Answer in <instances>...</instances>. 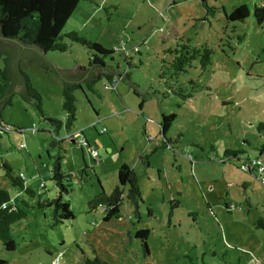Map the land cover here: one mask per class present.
<instances>
[{
    "label": "rangeland",
    "instance_id": "1",
    "mask_svg": "<svg viewBox=\"0 0 264 264\" xmlns=\"http://www.w3.org/2000/svg\"><path fill=\"white\" fill-rule=\"evenodd\" d=\"M261 2H78L62 33L76 31L112 50V61H106L121 74L128 72L143 94L124 80L111 85L104 78L93 91L85 86L74 91L70 130L79 136L75 143L62 142L61 163L70 174L62 199L73 218L57 223L51 207L36 205L57 195L50 173L57 152L50 130L56 127L18 95L0 110L4 123L20 129L0 130V187L8 190L10 204L25 213L11 225L14 250L5 251L0 244L5 264H83L84 258L108 264H264V231L254 226L264 213V184L240 170L242 160L225 156L230 148L242 149L241 158L264 159V128L257 127L264 123V20L258 24L253 16V7ZM203 4L217 10L205 15ZM240 4L249 15L242 22H227L224 14ZM177 36L213 50L206 69L195 60L180 74L184 89L190 90L188 79L207 88L194 87L186 100L163 96L158 79L164 50ZM66 43L65 51L45 57L59 68H87L91 52ZM19 65L40 94L43 110L64 124L58 73H45L24 60ZM170 113L175 118L165 140L159 120ZM65 131L62 125L58 135L64 137ZM4 162L25 179L34 196L10 186ZM122 164L139 176L140 202L136 207L124 192L118 213L105 220L103 207H91L89 201L101 190L112 192ZM141 228L148 229V254L135 235Z\"/></svg>",
    "mask_w": 264,
    "mask_h": 264
},
{
    "label": "trees",
    "instance_id": "2",
    "mask_svg": "<svg viewBox=\"0 0 264 264\" xmlns=\"http://www.w3.org/2000/svg\"><path fill=\"white\" fill-rule=\"evenodd\" d=\"M79 1L0 0V60L2 61L0 67V110L5 106H11L13 96L18 95L24 102L32 103L42 117L50 122V126L56 127L57 130L53 131L56 134L59 133L58 129L62 125L66 130L63 135L72 132L70 128L75 120V90H83V86H85L88 90L93 91L94 84L103 78L111 85L118 80L129 81L128 72L121 74L118 67H113L106 61L107 57H109L110 62L112 61V50L103 48L97 42L85 39L76 31L62 33L65 22L69 19ZM203 8L206 12L205 15H213L217 10V8L206 4H203ZM248 15L249 9L245 4L237 5L229 13L224 14L227 22H242ZM253 16L258 24L263 22L264 3L253 7ZM66 40L76 42L91 52L87 68L82 69L81 72L68 73L54 69L51 62L45 57L46 53L50 51H65L67 49ZM173 40V44L164 50V57L160 60L158 79L164 89L163 96L174 94L182 100H186L192 96L194 87L200 90L207 88L197 85L192 79H188L187 83L190 90L184 89L182 87L184 84L179 81L180 74L186 73L195 60L198 61L201 69H206L208 65L212 64L213 50L205 45H192L189 40L184 39L182 36H177ZM23 60L35 63L45 73L57 70L56 72L61 76L60 94L62 97L61 108L65 113L64 124L49 116L43 110L40 94L32 87L27 74L20 68L19 64ZM144 100L142 99L139 103L140 107ZM174 118L173 113L161 115L159 127L164 139ZM257 127L264 128V123H259ZM6 128L14 132H20L18 127L4 123L0 112V130ZM65 140L57 141L53 139L51 143L57 150L56 154L52 156L50 166L51 180L57 188V195L46 201L39 199L36 204L39 208L43 206L51 207L52 218L55 223L73 218L69 204L62 199V196L68 192L66 183L70 179V174L65 173L61 166L65 152L62 142ZM76 140L74 139L72 142L75 143ZM242 152H244L242 149L227 148L225 156L229 159L231 157L237 158ZM146 165H148V162ZM3 171L4 177L7 178L10 186L19 187L30 196L35 195L34 191L25 185V179L14 174L12 168L6 162L3 163ZM138 178L139 176L134 168L122 164L117 170V184L112 192L107 195L101 190L89 201V205L91 207L102 206L105 211L104 219L107 220L118 213V206L121 205L123 194L126 192V199L137 207L140 202ZM23 217H25V213L20 208L10 204L8 190L0 187V244L5 251L14 250L15 242L10 234L11 225ZM254 226L264 231V213L256 218ZM135 235L142 239L143 252L148 254L145 242L148 229H138ZM5 263L6 261L0 258V264ZM83 264L108 263L98 258L92 260L84 258Z\"/></svg>",
    "mask_w": 264,
    "mask_h": 264
},
{
    "label": "built area",
    "instance_id": "3",
    "mask_svg": "<svg viewBox=\"0 0 264 264\" xmlns=\"http://www.w3.org/2000/svg\"><path fill=\"white\" fill-rule=\"evenodd\" d=\"M161 13V12H159ZM36 128H31V132H35ZM103 132V130H101ZM52 138L54 140L60 141L62 139L71 140L78 138V133H67L64 135V137H60L58 134L54 133L53 131H50ZM93 154L96 155V151H93ZM238 159L242 160V163L240 164L239 168L242 171L248 172L250 175L256 176L263 184H264V159H262L259 156L255 157H243L240 156L237 157ZM4 207V205H3Z\"/></svg>",
    "mask_w": 264,
    "mask_h": 264
},
{
    "label": "water",
    "instance_id": "4",
    "mask_svg": "<svg viewBox=\"0 0 264 264\" xmlns=\"http://www.w3.org/2000/svg\"><path fill=\"white\" fill-rule=\"evenodd\" d=\"M51 64H52V66H53L54 69H59V70H61L63 72H68V73H71V72H81V70L84 69V68H81V67H79L77 65L76 66H69V67H66V68H59V67L55 66L52 62H51ZM124 81L127 83V85L129 87L134 88L138 94H140V95L143 94L140 91H138V88L133 83H131L130 81H127V80H124Z\"/></svg>",
    "mask_w": 264,
    "mask_h": 264
},
{
    "label": "crops",
    "instance_id": "5",
    "mask_svg": "<svg viewBox=\"0 0 264 264\" xmlns=\"http://www.w3.org/2000/svg\"><path fill=\"white\" fill-rule=\"evenodd\" d=\"M171 1H172V0H171ZM173 2L176 3V0H173ZM261 3H264V2H261ZM261 3H260V4H261ZM176 32H177V31H176ZM57 134H58V133H57Z\"/></svg>",
    "mask_w": 264,
    "mask_h": 264
}]
</instances>
